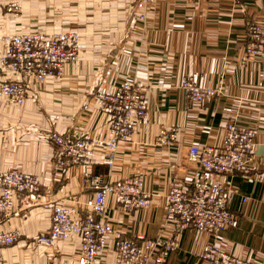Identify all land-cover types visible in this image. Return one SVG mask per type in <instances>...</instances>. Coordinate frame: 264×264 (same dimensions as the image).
Returning <instances> with one entry per match:
<instances>
[{"label": "crops", "instance_id": "obj_1", "mask_svg": "<svg viewBox=\"0 0 264 264\" xmlns=\"http://www.w3.org/2000/svg\"><path fill=\"white\" fill-rule=\"evenodd\" d=\"M11 1L24 7L20 18L7 11ZM138 1L0 0V35L19 24L82 31L81 57L59 79L30 83L24 106L0 98V171L19 168L41 180L37 199L19 194L9 215L0 210V229L18 232L17 241L3 248L0 264H76L75 241H36L50 228L55 203L82 215L94 199L83 178L86 166L58 169L47 134L53 129L71 139L107 134L108 115L99 109L98 92L113 91L127 77L144 82L147 119L120 143L114 167L97 152L91 172L112 181L142 176L151 203L127 212L110 195L105 219L123 236L171 242L163 264H207L203 253L213 237L180 228L168 217V195L178 183L193 188L197 165L190 160L191 146L219 145L227 122L235 119L256 130V151L245 168L212 175L230 186L229 207L237 217V224L221 233L220 244L264 264V55L243 60L251 26L264 21V0H157L145 17H138L144 13ZM6 74L0 73V82ZM187 75L220 92L206 102L190 100L181 86ZM171 127L178 128L175 144H156L160 130ZM111 257L109 250L101 260Z\"/></svg>", "mask_w": 264, "mask_h": 264}, {"label": "built area", "instance_id": "obj_2", "mask_svg": "<svg viewBox=\"0 0 264 264\" xmlns=\"http://www.w3.org/2000/svg\"><path fill=\"white\" fill-rule=\"evenodd\" d=\"M154 2L155 0H145L140 2V6L147 9ZM16 5V2L9 3V10L15 9ZM73 30L13 35L11 40L16 46L10 51V55L18 58L13 69H22L23 72H7L8 76L0 83V98L17 106H24L32 79L45 83L49 77L60 73L53 70L62 71L68 60L77 59L81 37L77 30ZM32 39L42 42L41 64H36L33 58L30 47ZM21 50H26L25 56L18 54ZM244 53L243 60L251 55H264V21L251 26L250 42ZM50 68L53 70H49ZM181 86L194 102L212 100L220 92L217 87L198 84L192 75L184 76ZM98 98L99 107L108 115L107 134L79 136L75 139L68 138L56 129L47 134L56 149L55 164L58 169H68L76 164L86 166L83 172L84 182L94 190L91 210L76 215L70 206L55 203L51 226L47 232L37 237V242L55 245L75 241L78 244L76 264H163L173 249L171 242L163 244L145 235H139L136 240L123 238L119 229L105 219L110 195H114L127 212L150 204L151 195L144 190L142 176L134 175L112 181L91 172L97 152L102 154L105 164L110 168L114 167L120 143L128 140L135 125L148 115L144 83L135 77L126 78L113 91L99 92ZM177 133L176 127L162 128L156 144L172 145ZM255 136L254 128L242 126L232 119L227 122L225 136L219 145L193 144L189 152L190 160L197 165L193 188L189 191L178 183L173 185L168 195V217L177 220L180 228L193 227L213 237V243L203 253L207 264H254L248 258L227 252L220 244L221 233L235 226L237 217L229 207L230 186L213 179L212 175H229L252 163L256 151ZM40 186L41 180L36 174L19 168L1 170L0 210L9 215L19 194L37 199ZM112 238L114 239L110 244ZM17 239V231L0 230V262L3 247L13 244ZM109 250L112 259L103 262L101 255Z\"/></svg>", "mask_w": 264, "mask_h": 264}, {"label": "rangeland", "instance_id": "obj_3", "mask_svg": "<svg viewBox=\"0 0 264 264\" xmlns=\"http://www.w3.org/2000/svg\"><path fill=\"white\" fill-rule=\"evenodd\" d=\"M157 0H155V2H156ZM12 3L14 2V1H11ZM11 2H9V3H11ZM154 2V3H155ZM8 3V4H9ZM19 2H17V5L15 6V9H12V10H9V8H8V4H7V6H6V8H7V11L8 12H15L16 11V16H17V18H20V16L22 15L21 13L23 12V6L22 5H20V4H18ZM154 3H153V5H154ZM138 5H140V1H138ZM139 7V6H138ZM140 8V7H139ZM141 10H144V13L141 11L139 14H138V17H145L146 16V12L148 11V10H145V8H140ZM146 11V12H145ZM21 23V22H20ZM19 24V23H18ZM20 26L19 27H17L16 28V30H14V31H10V32H6V33H2L1 35H0V39H1V43H0V72H23V70L22 69H18V70H14L13 68L16 66L15 65V62H17L18 61V58L17 57H13V56H11L10 55V51H12L13 49H15V46L16 45H13V42H12V40H11V38H12V36L13 35H18V34H25V35H34V34H36V33H39V31H42V32H51V31H56V30H59V29H64L63 27L62 28H54V29H51V30H45V29H42V28H40L39 26H34V25H32V26H28V24H26V25H23V24H19ZM74 28H77V27H73V26H71V29H74ZM78 29V28H77ZM74 31V30H73ZM77 32L80 34V37L82 36V31H80V30H77ZM250 42V40L247 42V44H246V46H245V49H246V47H247V45H248V43ZM41 46H42V42L40 41V40H36V39H32V40H30V47H31V52H33V58L35 59V62H36V64L37 63H39V64H41V55H40V53H41ZM69 48L71 47V46H68ZM80 48H79V57L76 59V58H73V59H70V60H68L67 61V63L64 65V67H63V70L61 71V70H53V68H50L49 70H53V72H60V73H58L57 75H55V76H51V77H49L48 78V80L45 82V83H47L50 79H59L61 76H62V74H63V72L65 71V69H66V67H67V65H70V64H73V63H76L79 59H80V57H81V45L79 46ZM8 51H9V53H8ZM19 53L18 54H22V56H25V53H26V50H21V51H18ZM245 52V51H244ZM256 56H258V55H256ZM12 78H14V77H12ZM127 78H132V77H127ZM5 80V79H4ZM124 80H126V78L124 79ZM123 80V81H124ZM3 81V80H2ZM1 81V82H2ZM0 82V83H1ZM31 83H34V84H38V85H41V84H44V83H39L37 80H35V79H32V81H31ZM144 83V82H143ZM144 90H145V94H146V87H145V85H144ZM101 92V91H100ZM99 93V92H98ZM146 98H147V102H148V97H147V94H146ZM148 107H149V103H148ZM99 109L102 111V109H101V107H99ZM148 116V115H147ZM147 116H146V118L145 119H143L142 121H140V122H138L136 125H135V128H134V131H133V133H132V135L134 134V132H135V130H136V128H137V126H138V124H140L141 122H143L144 120H146L147 119ZM161 131V130H160ZM160 133V132H159ZM158 133V134H159ZM178 134V133H177ZM132 135H131V137H132ZM131 137L129 138V139H131ZM176 140H177V138H176ZM176 140L174 141V143L173 144H175V142H176ZM172 144V145H173ZM172 145H169V146H172ZM163 146H165V145H163ZM77 165V164H76ZM82 165V164H81ZM83 172H84V170H83ZM151 203V202H150ZM150 205V204H149ZM148 205V206H149ZM107 206H108V203H107ZM91 207H92V203H91ZM147 207V206H146ZM144 208V207H143ZM141 209V208H140ZM91 210V209H90ZM135 211V210H134ZM133 212V211H132ZM1 230V229H0ZM49 230V229H48ZM47 230V231H48ZM46 231V232H47ZM42 234V233H41ZM40 235V234H39ZM38 235V236H39ZM123 238H129V237H126V236H123L122 234H120ZM139 235H145V236H147L146 234H139ZM138 235V236H139ZM37 236V237H38ZM149 237V236H148ZM113 239L114 238H112L111 239V241H110V244L112 243V241H113ZM136 239H138V237L136 238ZM136 239H134V240H136ZM17 241V240H16ZM15 241V242H16ZM36 241H37V238H36ZM14 242V243H15ZM6 246H9V245H6ZM5 246V247H6ZM4 248V247H3ZM2 256H3V254H2ZM238 256V255H237ZM242 257V256H241Z\"/></svg>", "mask_w": 264, "mask_h": 264}, {"label": "bare ground", "instance_id": "obj_4", "mask_svg": "<svg viewBox=\"0 0 264 264\" xmlns=\"http://www.w3.org/2000/svg\"><path fill=\"white\" fill-rule=\"evenodd\" d=\"M144 1H145V0H140V2H142V3H143ZM152 4H153V3H152ZM152 4H151V5H152ZM151 5H150V6H151ZM138 6H139L140 8H142V9L144 8V6H140V5H138ZM150 6H149V7H150ZM149 7H148V8H149ZM148 8H147V9L145 8V10H148ZM79 43H80V42H79Z\"/></svg>", "mask_w": 264, "mask_h": 264}]
</instances>
